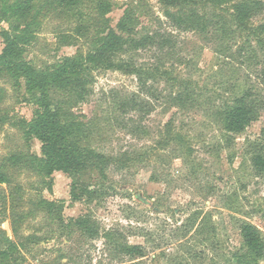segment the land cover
Instances as JSON below:
<instances>
[{
	"label": "rangeland",
	"instance_id": "rangeland-1",
	"mask_svg": "<svg viewBox=\"0 0 264 264\" xmlns=\"http://www.w3.org/2000/svg\"><path fill=\"white\" fill-rule=\"evenodd\" d=\"M27 1L26 16L3 10ZM127 11L135 14L140 31L159 26L155 17L166 22L158 0H79L75 6L0 1V54L5 32L26 28L33 38L24 59L36 71L52 68L89 53ZM263 22L264 14L253 25ZM163 28L178 37V72L206 89L203 107L181 114L156 104L149 115L123 116L117 101L138 92L137 78L111 70L94 73L93 93L85 102L60 100L65 122L90 130L81 144L114 159L106 180L94 169L78 177L63 172L48 177L37 170L42 144L28 134L37 105L25 81L0 68V171L9 178L0 184V264H230L243 248V223L257 226L264 238V172L251 162L253 145L263 138L264 110L231 142L214 115L221 99L229 98L230 85L244 86L248 76L264 99L257 79L264 45L237 32L224 41V55L215 38L178 32L166 23ZM241 47L248 50L240 55ZM142 56L140 62L156 61L150 53ZM171 120L184 144L167 135ZM119 242L143 245L146 256L131 261L119 254Z\"/></svg>",
	"mask_w": 264,
	"mask_h": 264
},
{
	"label": "trees",
	"instance_id": "trees-1",
	"mask_svg": "<svg viewBox=\"0 0 264 264\" xmlns=\"http://www.w3.org/2000/svg\"><path fill=\"white\" fill-rule=\"evenodd\" d=\"M158 1L169 28L215 38L222 47L217 51L220 54H227V50L223 49L226 44L224 41L237 32H241V36L250 33L256 37L257 43L264 45V22L253 25L254 20L264 14V0ZM58 2L65 6H75L79 0ZM30 7L31 3L27 1L3 10L7 14L26 16ZM106 12L108 14L109 9ZM154 22L159 26L137 30L135 14L127 11L117 28L110 29L101 36L89 53L66 57L54 67L43 71H36L24 59L25 48L33 38L29 29L13 27L11 31L5 32V48L0 54V68L16 81L24 80L28 94L37 105L28 134L42 144V157L36 158L35 163L40 173L49 177L56 172H63L78 177L94 169L102 180L108 178V168L114 159L104 152L83 146L81 141L88 136L89 128L75 120L66 123L68 113L61 107L65 101L80 104L90 98L96 71H120L137 78L138 92L117 101V111L123 116L149 115L156 108V104L164 106L166 111L176 109L181 114L190 113L205 105L206 89L201 88L192 76L186 77L178 72L177 65L182 63L176 65L177 35L164 30L165 23L160 17H155ZM245 37L248 41L252 38L247 35ZM250 47L251 54L258 57L251 42ZM246 50L248 49L241 47L238 53L241 55ZM146 53L154 55L155 63L150 65L146 61L140 62L139 58H143L142 55ZM249 58L253 60V56ZM169 62L172 64H168ZM258 76L261 85L264 84V68ZM251 78L248 76L242 82L244 86L239 82L230 85L229 98L221 99L220 105L214 107V115L220 122L227 141L244 133L264 110L261 93L256 87L249 85ZM2 94L0 89V102L3 100ZM60 96L57 100L56 97ZM62 98L65 101L61 102ZM68 104L72 106L69 102ZM121 124L128 127L125 120ZM173 125V120L167 124V135L177 137L174 140L184 144V137L181 133L175 134ZM135 129L139 132L138 127ZM251 162L259 174L264 172V134L253 145ZM8 183L9 178L0 171V184ZM188 225L185 229L190 232L191 227ZM240 231L243 248L233 254L228 260L229 263L259 264L264 259V238L261 230L251 223H243ZM116 248L120 255L131 261L146 256L143 245L119 242L116 243Z\"/></svg>",
	"mask_w": 264,
	"mask_h": 264
}]
</instances>
